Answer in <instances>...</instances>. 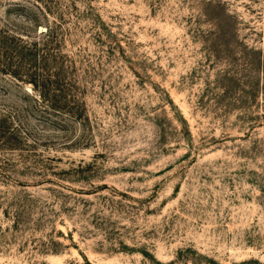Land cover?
<instances>
[{"label":"rangeland","instance_id":"374dc122","mask_svg":"<svg viewBox=\"0 0 264 264\" xmlns=\"http://www.w3.org/2000/svg\"><path fill=\"white\" fill-rule=\"evenodd\" d=\"M0 264H264V0H0Z\"/></svg>","mask_w":264,"mask_h":264},{"label":"trees","instance_id":"16d2710c","mask_svg":"<svg viewBox=\"0 0 264 264\" xmlns=\"http://www.w3.org/2000/svg\"><path fill=\"white\" fill-rule=\"evenodd\" d=\"M35 85H36V82H35V84H34V87L36 88V86H35Z\"/></svg>","mask_w":264,"mask_h":264}]
</instances>
